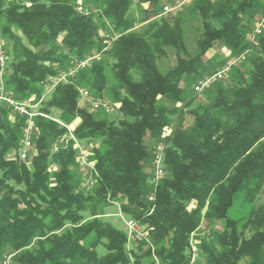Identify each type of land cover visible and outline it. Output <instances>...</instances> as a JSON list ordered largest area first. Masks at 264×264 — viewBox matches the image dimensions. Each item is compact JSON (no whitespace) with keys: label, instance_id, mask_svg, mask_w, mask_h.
Here are the masks:
<instances>
[{"label":"trees","instance_id":"trees-1","mask_svg":"<svg viewBox=\"0 0 264 264\" xmlns=\"http://www.w3.org/2000/svg\"><path fill=\"white\" fill-rule=\"evenodd\" d=\"M134 5L143 21L155 17L140 31L133 29ZM163 7L160 0H0L6 92L18 101L41 100L40 111H57L65 124L77 119L73 135L84 146L92 142L85 150L100 176L76 192L77 150L68 142L53 151L67 129L41 115L21 159L25 118L0 103V262L10 256V264H191L196 239V264H264V202L243 220L229 216L236 200L254 205L264 192V31L247 40L264 7L259 0H193L184 9L200 21L194 54L185 43L187 15L163 16ZM98 22L107 25L103 33ZM104 34L118 35L102 53L110 61L101 56L42 100L49 77L100 52ZM219 43L232 55L247 51L250 67L236 68L227 84L213 83L198 102L182 81L195 85L222 67L226 60L216 54L202 62ZM167 49L176 63L163 72ZM78 86L103 98L106 92L120 118L78 106ZM158 147L164 173L154 180ZM112 202L142 225L144 240H129L124 228L103 220ZM205 221L221 223L220 230L201 236Z\"/></svg>","mask_w":264,"mask_h":264},{"label":"built area","instance_id":"built-area-1","mask_svg":"<svg viewBox=\"0 0 264 264\" xmlns=\"http://www.w3.org/2000/svg\"><path fill=\"white\" fill-rule=\"evenodd\" d=\"M186 2V0H182L176 7L175 6H167L163 7V13H168L170 11L176 10L178 7L182 6ZM78 11L86 12V9L79 6L77 7ZM264 31V15L260 16L251 32L247 34V40L252 42L254 41L259 35H261ZM117 37L116 34H104L105 38V45L100 52H92L86 55L82 59H72L70 60V67L67 71H62L57 76H50L48 80V84L46 85L47 91H52L53 88L60 82H66L68 77L74 76L78 71L86 69L91 65L94 61H99L101 59L102 53L107 51L112 41ZM247 51L240 53L235 58L227 59L222 67L212 75H208L203 77L202 79L198 80L197 83L193 86L195 92H202L205 89L209 88L213 83L217 81H226L230 78V72L234 66L238 63H242L246 60ZM6 71V49L5 43L3 40H0V103L7 106L14 114L20 115L25 118V123L22 125V132H21V146L19 148L18 155L21 159H25L28 156V152L33 147V118L37 115H41L44 117H49L52 120L56 121L59 125H63L67 129V133L61 138H58L52 144V150H57L58 146L61 144H67L68 142L73 143V147L77 150V164L80 171V179L79 184L76 189V192L80 190H87L91 189V187L95 186L96 183L99 181L100 176L99 173L94 166L93 162L89 160L88 153L85 150V146L83 142H81L78 138L74 137L72 132V127L69 124H65L64 122L60 121L58 118L51 117L47 114H44L41 111L32 112L30 109L33 107L27 101H18L10 96L6 92L5 88V79L4 74ZM78 97L80 99L85 100L89 103V107L91 110H108L111 106V102L103 97H99L93 95L88 89L78 86ZM151 164L153 167V178L154 180H158L161 175L164 173V164L162 163V152L160 147L157 148L155 152ZM149 200H152L153 197L149 196ZM117 208V217L118 219L124 223L123 228L126 231L129 240L135 241H142L145 239L144 229L142 225L131 218H124V213L122 212L119 204L117 202H112ZM191 264H196V260L199 258V251L198 248L193 244L191 241ZM0 264H10V256L5 258L0 262Z\"/></svg>","mask_w":264,"mask_h":264},{"label":"rangeland","instance_id":"rangeland-1","mask_svg":"<svg viewBox=\"0 0 264 264\" xmlns=\"http://www.w3.org/2000/svg\"><path fill=\"white\" fill-rule=\"evenodd\" d=\"M182 0H160V4L161 5H167L169 7H173V6H177ZM193 0H186V2H184V4L180 7H178L176 10H173V11H170L168 13H163V16H168V15H171V14H176L180 11H184V15H187L186 16V23H185V43H186V47H187V51L191 54H194L195 51H196V48H195V39L197 38L198 34L200 33V21L199 19L197 18V16L195 15H189V13H187V10L184 9V7H186V5H189ZM211 1H216V0H211ZM259 5L264 7V0H259ZM143 7H146V5H144ZM261 8L258 9V11H260ZM131 15L134 16V21H135V25H134V28L135 30L137 31H140L141 29H143L146 24L150 21H152L153 19H155V17H151L149 18L148 20H142V14L140 12V10L137 8V6H133L131 8ZM264 15V12L263 13H258L254 19L251 20V28H253L258 20V18L260 16ZM99 23V26H100V31L103 33V31H105V28H107V25H105L103 27L102 23L101 22H98ZM117 35V34H116ZM118 36V35H117ZM216 54V57L218 58L217 60H227V59H230V58H235L237 57L238 54H230V51L228 50V48L219 43L215 48L213 49H210L204 56L202 62H206V60L208 61V59H210L213 55ZM102 58L103 60H105V63L107 61H110L109 57L107 54H102ZM176 63V57H175V54H174V51L172 49H167V55L163 58H161L159 60V66H160V69L161 71L165 72L167 71L168 69L172 68ZM248 63L249 61L248 60H245L243 61L242 63H238L236 66L233 67V70L230 72V78L226 81H221L220 83L222 84H227L229 83V81L231 80V76H232V73L233 71L236 69V68H240V67H244L245 69L248 68ZM61 73V72H60ZM59 75V74H57ZM55 75V76H57ZM108 81L109 83L112 82V78L110 75H108ZM193 83H190L189 79H185L184 81H182V86H184V88L186 89V92L189 90V88L193 87ZM84 88H86L84 86ZM87 89V88H86ZM52 91H47L45 89L44 91V94L42 96V100H45V99H48L50 94H51ZM105 96L107 98V100H110V97L106 95V92H104ZM187 94V93H186ZM192 95H195L197 97V101L198 102H204L205 101V95H204V91L202 92H193ZM166 102V101H165ZM113 103V102H112ZM32 104V108L30 109V111L32 112H38L40 111V108H41V100L39 102H35V103H30ZM166 104L168 105V107L170 108L172 106L171 103H168L166 102ZM178 107H183L182 105L184 104H177ZM78 106L80 107H89V103L85 100H82L80 99V97H78ZM103 112V111H101ZM105 112V111H104ZM14 114V113H13ZM107 114L110 118H113L114 120H116L117 118H120V113L113 107L112 109H109L107 110ZM177 115H174L172 117V121H173V125L172 127L169 129V130H172L174 129V127L179 123V115L180 114L179 112L176 113ZM53 117L57 118L59 116L58 112L53 110ZM190 117L188 116H184V121H186V123L190 122ZM77 119L75 120H72L71 123H69V125H71L72 128H74L75 126V122H76ZM168 131V130H167ZM85 142V141H84ZM87 147L90 146V144H92L91 141L89 142H85ZM84 144V143H83ZM262 202H264V192H261L260 195H258V197L256 198V200L254 201V205L253 204H249V203H242L240 202L239 200H236L233 204V207L232 209L230 210L229 212V216L231 218H236V219H241L243 220L244 217L246 216V214L248 213V210L252 207V206H259L262 204ZM124 218H127V216L124 214ZM129 218V217H128ZM103 220H107L109 222H112L114 224V226L118 229H122L123 228V225L124 223L121 222L118 217H117V208L114 206V205H109L108 207H106V210H105V215L103 217ZM209 228H213V229H216V230H220L221 228V223H217V224H209L208 222H203L201 227L199 228V232H200V235L203 236L204 234H206V232H208ZM193 241V244L196 246V243H197V240L196 239H192ZM197 248V247H196ZM199 251V249H198ZM198 259H202L200 257V251H199V258ZM197 259V260H198ZM240 264H245L244 261H242Z\"/></svg>","mask_w":264,"mask_h":264},{"label":"crops","instance_id":"crops-1","mask_svg":"<svg viewBox=\"0 0 264 264\" xmlns=\"http://www.w3.org/2000/svg\"><path fill=\"white\" fill-rule=\"evenodd\" d=\"M248 66L250 67V64L248 63Z\"/></svg>","mask_w":264,"mask_h":264}]
</instances>
